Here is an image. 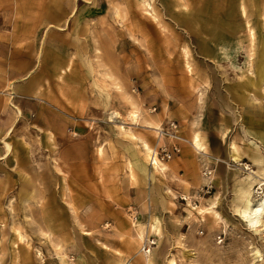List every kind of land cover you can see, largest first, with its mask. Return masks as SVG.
<instances>
[{"label":"rangeland","instance_id":"obj_1","mask_svg":"<svg viewBox=\"0 0 264 264\" xmlns=\"http://www.w3.org/2000/svg\"><path fill=\"white\" fill-rule=\"evenodd\" d=\"M33 12L0 82V264H264V0Z\"/></svg>","mask_w":264,"mask_h":264},{"label":"crops","instance_id":"obj_2","mask_svg":"<svg viewBox=\"0 0 264 264\" xmlns=\"http://www.w3.org/2000/svg\"><path fill=\"white\" fill-rule=\"evenodd\" d=\"M70 3L71 0H0V27H7L9 32L7 33L5 28L0 31V74H3L0 76V82L5 73L21 75L22 72H30L31 64L24 67L21 64L23 41L21 26H36L38 24L37 15H35L33 10L42 8L59 12L58 16L51 15V20L46 24L60 25V21H64L69 13L67 11ZM29 41L31 42H29L30 46L32 44L33 49L38 51L37 39H30ZM98 49V46L95 45V50L98 51ZM11 59L13 61H10ZM20 80L21 76L12 77L8 79L9 85H13V88H16ZM30 254L28 260H23L21 255L16 253L13 258L19 259L18 264H32L33 261L30 258Z\"/></svg>","mask_w":264,"mask_h":264},{"label":"bare ground","instance_id":"obj_3","mask_svg":"<svg viewBox=\"0 0 264 264\" xmlns=\"http://www.w3.org/2000/svg\"><path fill=\"white\" fill-rule=\"evenodd\" d=\"M190 69V68H189ZM201 91V90H200ZM201 94H202V92H201ZM200 101V100H199ZM202 106V105H201ZM118 113V112H117ZM134 113V112H133ZM135 114V113H134ZM136 115H134V117H135ZM133 118V117H132ZM194 121V120H193ZM196 122V121H195ZM251 122V121H250ZM195 124V123H194ZM194 133H193V136H192V140H193V143L196 145V146H200V143L198 142V139H199V137H198V133L196 132V131H193ZM191 135V134H190ZM145 146H146V148L147 149H149L148 148V146L145 144ZM233 151H234V153L237 151V149L233 146ZM237 157V156H236ZM154 159V162H157V159H156V157H154L153 158ZM66 176V175H65ZM250 184V183H249ZM249 194V193H248ZM244 201V200H243ZM261 206H262V204H259L256 208L255 207H252L251 206V204H250V202H249V200L246 198V207H245V209H243V214H244V216L245 217H249V215H253V218H251V219H249L250 220V222H251V224L252 225H254V224H256L259 220L257 219V215L259 214V211L261 210ZM256 217V218H255ZM250 218V217H249ZM255 218V219H254ZM16 233H17V236L18 237H21V235L16 231ZM21 239V238H20Z\"/></svg>","mask_w":264,"mask_h":264}]
</instances>
